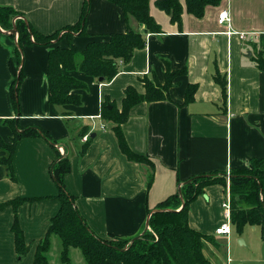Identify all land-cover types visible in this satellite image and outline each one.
Returning <instances> with one entry per match:
<instances>
[{
    "label": "crops",
    "instance_id": "1",
    "mask_svg": "<svg viewBox=\"0 0 264 264\" xmlns=\"http://www.w3.org/2000/svg\"><path fill=\"white\" fill-rule=\"evenodd\" d=\"M84 1L0 0V7H10L20 14L12 23L23 20L37 33L48 36L75 25ZM148 1L149 15L159 33H148L133 17L125 18L119 7L106 0H89L84 35L73 34L70 41L62 38L51 46H24L20 52L23 76L18 110L10 99L13 78L9 65L17 49L16 35L12 38L0 29V119H15L20 130L38 128L50 140L34 137L16 143L12 155L14 179L0 164V264H35L50 221L60 210L50 169L59 156L65 155L69 160L65 188L75 197V207L89 229L106 240L142 235L159 203L178 193L192 177L217 173L215 179L226 185L206 187L190 204L189 227L215 240V245L204 243L203 247L211 264H264L261 247L251 249L252 260L242 262L238 256L233 260L231 254L237 255L234 241L241 239V246L247 247L250 227L264 243L257 226L246 225L239 234L231 222L227 223L222 207L230 201L231 172L249 169L252 160L263 161L264 171V72L256 64L258 54L264 58V0H221L206 6L200 18L188 14L184 0H180L179 24L158 9V0ZM224 9L229 13L228 26L217 22ZM127 28L142 34L145 45L133 52L129 62L116 61L118 73L110 82L101 83L77 68L69 76L86 86L76 92L80 104L49 103L46 73L50 50L55 46L65 48L68 42L83 49L92 41L125 33ZM179 70L185 73L173 78L164 92L166 98L141 102L130 109L121 126L124 139L133 153L150 164L129 161L118 147L112 124L101 118V105L108 101L120 111L127 87L143 95L144 79L163 86L166 72ZM217 75L226 80L225 97L215 83ZM191 86L192 100L187 103ZM12 137V129L0 124V141L8 145ZM84 137L90 141L81 153L88 141ZM6 156L0 149V159ZM16 199L27 201L14 208L11 202ZM15 221L28 247L20 259L12 232ZM225 223L230 233L217 235L215 230ZM222 239L229 246L225 254L218 251ZM76 250H68L69 264H87L81 250L80 255ZM61 252V239L51 234L49 249L42 254L46 264H62Z\"/></svg>",
    "mask_w": 264,
    "mask_h": 264
},
{
    "label": "trees",
    "instance_id": "2",
    "mask_svg": "<svg viewBox=\"0 0 264 264\" xmlns=\"http://www.w3.org/2000/svg\"><path fill=\"white\" fill-rule=\"evenodd\" d=\"M119 7L125 18L133 17L137 23L148 33H159L148 11V0H106ZM221 0H184L186 12L195 18L203 15L204 8L208 5H216ZM156 6L170 16L172 23L181 21L182 7L180 0H158ZM89 0L83 2L79 21L73 25L61 29L52 35L44 36L34 31L28 23L16 20L20 14L10 7H0V29L11 31L16 29L17 49L14 61H10L12 83L10 86L11 103L18 110V89L22 80L21 50L24 46H51L62 38L70 41L73 34H85V21L88 14ZM15 38L14 35H11ZM55 42V43H53ZM69 44L65 48L54 47L48 54V66L46 80L48 86V101L53 105H79L80 96L76 93L86 89L85 84L69 76L78 71L94 79H101V83L110 82L118 73L116 61L129 62L133 52L144 48L145 41L142 34L130 28L125 33L111 34L106 40L92 41L85 48L80 49ZM257 68L264 72V58L258 54L256 58ZM185 70L175 72L167 71L163 86L144 79L145 93L140 95L133 87H127L121 110L111 102L101 105V118L112 124V131L116 138L120 151L125 157L135 163H148L147 159L133 153L124 139L121 126L126 122L129 111L141 102H156L165 97L164 92L171 86L174 77L182 75ZM215 83L220 87L223 96L226 95V80L220 75L215 78ZM194 87L187 90L186 102L192 100ZM18 112V111H17ZM0 124L12 129L13 137L8 145L0 141V149L7 156L0 159V164L6 167L7 176L14 179L12 171V155L16 143L24 138L42 137L50 142L49 137L38 128L19 129L15 119H0ZM83 137V136H82ZM82 147L83 153L85 146ZM263 161L252 160L249 169L231 172L229 181L230 193V222L236 231L241 234L246 225L257 226L260 229V237L264 243V171L261 169ZM151 166V165H150ZM51 176L57 186L58 194L55 197L60 202V210L51 219L47 236L38 247L35 264H46L43 253L49 249V236L57 235L62 242L61 262L69 264L68 250L77 248L81 250L87 264H211L203 254L204 243L215 245L213 237L202 235L189 227V206L193 203L206 187L216 183L226 185L224 181L215 179L213 175H199L192 177L189 182L182 185L180 194L176 193L159 203L148 219V228L136 240L129 239H100L86 225L75 207V197L65 188L64 176L69 172V160L67 155L59 156L52 164ZM224 176V175H223ZM152 177L148 180V187ZM262 198V200H260ZM25 199H16L11 205L25 202ZM15 250L18 258H22L28 251L25 246L22 232L17 222L13 224Z\"/></svg>",
    "mask_w": 264,
    "mask_h": 264
},
{
    "label": "rangeland",
    "instance_id": "3",
    "mask_svg": "<svg viewBox=\"0 0 264 264\" xmlns=\"http://www.w3.org/2000/svg\"><path fill=\"white\" fill-rule=\"evenodd\" d=\"M250 230H248V236L250 237L249 239V244H248V246L246 247V246H241L240 244H239V242H238V240L236 239L235 241H234V244H233V247L235 248V251L237 252V255H235V254H231V256H232V258H233V260L235 259V258H237V256H238V258H237V260H242V262H245V259H250V260H252L253 259V256L254 255H252L253 254V252L254 251H252L251 249H259L260 250V247L264 250V245L260 242V239H259V234H258V232H255V231H253L252 230V227H250L249 228ZM150 231V230H149ZM233 235H234V233H233ZM220 244H219V249H218V251H219V253L221 254V253H223V254H225V252L228 250V248H229V246L227 247L226 246V244H225V240L224 239H222L220 242H219ZM257 247V248H256ZM77 252H78V254L80 255V251L77 249L76 250ZM262 251V250H261ZM264 252V251H263ZM242 254V255H241ZM244 254V255H243ZM79 257V263H81V258H80V256H78ZM220 262H222V261H225V259H221V258H219L218 259ZM83 261V260H82ZM235 262H237V263H235V264H241V261H235ZM234 264V263H233ZM244 264H247L246 262L244 263Z\"/></svg>",
    "mask_w": 264,
    "mask_h": 264
},
{
    "label": "built area",
    "instance_id": "4",
    "mask_svg": "<svg viewBox=\"0 0 264 264\" xmlns=\"http://www.w3.org/2000/svg\"><path fill=\"white\" fill-rule=\"evenodd\" d=\"M217 22L220 25H227V26L229 25V22H230L229 13H228V11L226 9L220 11V13L217 16ZM228 34H230V32H228ZM83 140L86 141L87 137H84ZM222 207L224 209L225 218L227 220V223H229L230 222V201H229V199L226 200L222 204ZM227 223H225V224L221 225L220 227H218L215 230V233L217 235H228L230 233V226Z\"/></svg>",
    "mask_w": 264,
    "mask_h": 264
},
{
    "label": "water",
    "instance_id": "5",
    "mask_svg": "<svg viewBox=\"0 0 264 264\" xmlns=\"http://www.w3.org/2000/svg\"><path fill=\"white\" fill-rule=\"evenodd\" d=\"M144 33H146V31H144ZM8 34L9 35H16V29L15 28H13L11 31H9L8 32ZM99 81H101V79H99ZM189 182V181H188ZM178 193H179V195H180V197H181V194H180V190H178ZM154 212V211H153ZM147 228H148V221L146 222V227H145V229L147 230ZM137 239V237H135V238H133L132 240L134 241V240H136ZM238 242H239V244L240 245H242L243 244V240H238Z\"/></svg>",
    "mask_w": 264,
    "mask_h": 264
}]
</instances>
